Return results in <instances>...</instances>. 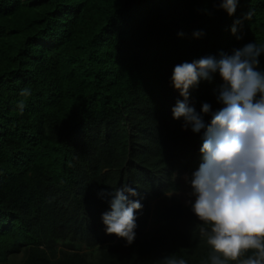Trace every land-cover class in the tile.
<instances>
[{
    "label": "trees",
    "instance_id": "obj_1",
    "mask_svg": "<svg viewBox=\"0 0 264 264\" xmlns=\"http://www.w3.org/2000/svg\"><path fill=\"white\" fill-rule=\"evenodd\" d=\"M249 43L264 48V0L232 16L220 0H0V264H210L203 222L172 194L204 133L173 119V69ZM223 83L189 89L205 124ZM123 185L143 206L131 244L106 233L98 195Z\"/></svg>",
    "mask_w": 264,
    "mask_h": 264
},
{
    "label": "clouds",
    "instance_id": "obj_2",
    "mask_svg": "<svg viewBox=\"0 0 264 264\" xmlns=\"http://www.w3.org/2000/svg\"><path fill=\"white\" fill-rule=\"evenodd\" d=\"M238 2L220 0V8L232 16ZM251 15L249 12L247 17ZM231 31L235 34L237 28ZM203 35L202 31L193 33L195 38ZM262 52L264 48L249 43L231 56L221 52L219 59L209 55L173 69L172 83L184 97L173 107V119L183 118L184 127L191 126L194 133L204 130L202 162L190 181L195 201L189 203L203 222L199 232L212 249L210 264L237 260L240 264H264V73L256 70ZM217 72L224 81L217 96L223 107L212 113L210 124H205L201 113L208 114L211 105L204 103L201 113H197L188 103L189 89L201 80H210L211 74ZM20 95L29 96L30 89L21 90ZM24 107L21 101V113ZM98 195L110 197V210L102 214L106 233L131 244L137 227L135 212L143 206L130 197L139 193L123 185L111 192L101 190ZM245 253L251 254L241 260ZM162 264L188 262L173 254L165 257Z\"/></svg>",
    "mask_w": 264,
    "mask_h": 264
},
{
    "label": "rangeland",
    "instance_id": "obj_3",
    "mask_svg": "<svg viewBox=\"0 0 264 264\" xmlns=\"http://www.w3.org/2000/svg\"><path fill=\"white\" fill-rule=\"evenodd\" d=\"M177 183L179 189L177 192L172 194L183 204H189V201L194 203L195 197L191 194L193 190L191 188L190 180L187 174H182L177 179Z\"/></svg>",
    "mask_w": 264,
    "mask_h": 264
}]
</instances>
